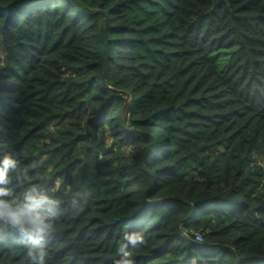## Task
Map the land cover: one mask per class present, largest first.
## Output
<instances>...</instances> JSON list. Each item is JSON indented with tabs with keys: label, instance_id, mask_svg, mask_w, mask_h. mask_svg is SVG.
<instances>
[{
	"label": "trees",
	"instance_id": "16d2710c",
	"mask_svg": "<svg viewBox=\"0 0 264 264\" xmlns=\"http://www.w3.org/2000/svg\"><path fill=\"white\" fill-rule=\"evenodd\" d=\"M4 153L61 202L44 264H264V0H0Z\"/></svg>",
	"mask_w": 264,
	"mask_h": 264
},
{
	"label": "clouds",
	"instance_id": "9594fccd",
	"mask_svg": "<svg viewBox=\"0 0 264 264\" xmlns=\"http://www.w3.org/2000/svg\"><path fill=\"white\" fill-rule=\"evenodd\" d=\"M18 160L11 153L0 155V185L11 183L9 174L18 167ZM8 187H0V243L9 235L18 234L28 248L27 255L33 264H44L47 246L54 227V218L59 215L60 201L41 192L34 186L12 199ZM118 248L119 260L115 264H134L131 249L147 243L143 233H125Z\"/></svg>",
	"mask_w": 264,
	"mask_h": 264
},
{
	"label": "built area",
	"instance_id": "2783aa9c",
	"mask_svg": "<svg viewBox=\"0 0 264 264\" xmlns=\"http://www.w3.org/2000/svg\"><path fill=\"white\" fill-rule=\"evenodd\" d=\"M197 239H198V240H201L202 237H201L200 235H197Z\"/></svg>",
	"mask_w": 264,
	"mask_h": 264
}]
</instances>
